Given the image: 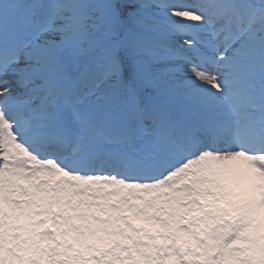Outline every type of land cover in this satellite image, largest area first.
Returning <instances> with one entry per match:
<instances>
[{
    "label": "snow or ice",
    "instance_id": "1",
    "mask_svg": "<svg viewBox=\"0 0 264 264\" xmlns=\"http://www.w3.org/2000/svg\"><path fill=\"white\" fill-rule=\"evenodd\" d=\"M0 264H264V0H0Z\"/></svg>",
    "mask_w": 264,
    "mask_h": 264
}]
</instances>
